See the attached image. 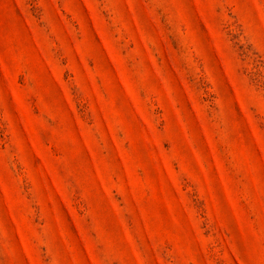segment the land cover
Returning a JSON list of instances; mask_svg holds the SVG:
<instances>
[{"label":"rangeland","instance_id":"obj_1","mask_svg":"<svg viewBox=\"0 0 264 264\" xmlns=\"http://www.w3.org/2000/svg\"><path fill=\"white\" fill-rule=\"evenodd\" d=\"M0 264H264V0H0Z\"/></svg>","mask_w":264,"mask_h":264}]
</instances>
